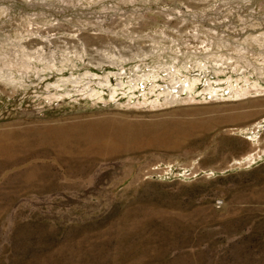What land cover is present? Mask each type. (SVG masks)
<instances>
[{
    "label": "rangeland",
    "instance_id": "obj_1",
    "mask_svg": "<svg viewBox=\"0 0 264 264\" xmlns=\"http://www.w3.org/2000/svg\"><path fill=\"white\" fill-rule=\"evenodd\" d=\"M0 264H264V0H0Z\"/></svg>",
    "mask_w": 264,
    "mask_h": 264
},
{
    "label": "bare ground",
    "instance_id": "obj_2",
    "mask_svg": "<svg viewBox=\"0 0 264 264\" xmlns=\"http://www.w3.org/2000/svg\"><path fill=\"white\" fill-rule=\"evenodd\" d=\"M166 17V16H165ZM170 19V18H169ZM166 21V20H165ZM92 23V22H91ZM131 23V22H130ZM91 25V24H90ZM128 27V26H127ZM77 28V27H76ZM129 31V30H128ZM76 32V31H75ZM78 32V31H77ZM132 32V31H131ZM176 32V31H174ZM95 33V32H94ZM175 34V33H174ZM74 35V34H73ZM168 35V34H167ZM176 35V34H175ZM178 35V34H177ZM185 35V34H184ZM195 36V35H194ZM199 36V35H198ZM161 37V35H160ZM165 37V36H164ZM170 37V36H169ZM184 37V36H183ZM152 38V37H151ZM197 38V37H196ZM139 39V38H138ZM145 39V38H144ZM176 39V37H175ZM129 40V39H127ZM131 41V39H130ZM148 42V41H146ZM172 42V41H171ZM176 43V42H175ZM182 43V42H181ZM170 45V44H169ZM115 47V46H114ZM170 47V46H169ZM178 47V45H177ZM182 47V46H181ZM179 47V49L181 48ZM75 48V47H74ZM161 49V48H160ZM170 49V48H169ZM168 49V50H169ZM66 50V49H65ZM71 50V49H70ZM157 50V49H156ZM82 51V50H81ZM113 52V51H112ZM179 52V51H178ZM81 54V53H80ZM84 54V53H83ZM136 54V53H135ZM144 54V53H143ZM150 54V53H149ZM182 53H180L181 55ZM134 55V54H133ZM147 55V53H146ZM136 56V55H135ZM142 56V55H141ZM202 57V56H201ZM179 58V57H178ZM109 59V58H108ZM174 59V58H173ZM117 60V59H116ZM185 60V59H184ZM118 61V60H117ZM123 61V60H122ZM131 61V60H130ZM135 61V59H134ZM182 61V60H181ZM187 61V60H186ZM174 62V61H173ZM172 62V63H173ZM215 62V61H214ZM101 63V62H100ZM141 63V62H140ZM183 63V62H182ZM137 64V63H136ZM216 64V63H215ZM141 65V64H140ZM173 65V64H172ZM217 65V64H216ZM168 66V65H167ZM174 66V65H173ZM165 67V66H164ZM103 68V67H102ZM167 69V68H166ZM115 71V70H114ZM116 72V71H115ZM120 72V71H118ZM124 72V71H123ZM108 73V72H107ZM93 74V73H92ZM115 74V73H114ZM125 74V73H124ZM123 74V75H124ZM91 75V74H90ZM94 75V74H93ZM102 75V74H101ZM121 75H119L120 77ZM117 77V76H116ZM106 78V77H105ZM118 78V77H117ZM122 78V76H121ZM120 78V80H121ZM131 80V79H130ZM134 80V79H133ZM183 80V79H182ZM105 81V80H104ZM118 81V80H117ZM122 81V80H121ZM120 83V81H119ZM137 83V82H136ZM182 83V82H181ZM122 84V83H121ZM182 85V84H181ZM187 85V84H186ZM120 86V85H119ZM141 86V85H140ZM184 86V84H183ZM121 87V86H120ZM187 89V88H185ZM175 90V88H174ZM181 90V88H180ZM209 91V90H208ZM187 92V91H186ZM230 92V91H229ZM95 98V97H94ZM98 98V97H97ZM149 126V127H148ZM151 125H141L138 126V129H133L127 131V126H124L123 124L120 125V123H114V122H106V121H90L85 123L84 126H80V124L73 125L72 130L70 131L69 135L72 136H79L84 140V142L94 145L95 139L100 137L102 139L108 140V143H110V146L118 145V146H138L141 143L142 144H148L153 142V140L156 137V133H154V130L152 129ZM123 130L127 131L124 132ZM166 131V130H165ZM163 129H161V132H165ZM147 135V136H146ZM145 136L148 141L146 140ZM109 137V138H108ZM108 138V139H107ZM159 139V138H157ZM99 151V150H98Z\"/></svg>",
    "mask_w": 264,
    "mask_h": 264
}]
</instances>
